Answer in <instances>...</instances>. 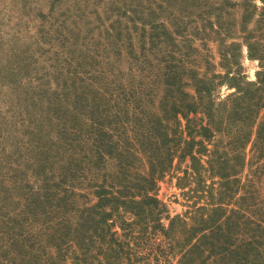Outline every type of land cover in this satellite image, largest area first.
Here are the masks:
<instances>
[{
	"label": "trees",
	"instance_id": "obj_1",
	"mask_svg": "<svg viewBox=\"0 0 264 264\" xmlns=\"http://www.w3.org/2000/svg\"><path fill=\"white\" fill-rule=\"evenodd\" d=\"M260 15L258 21L264 22V6ZM160 25L150 24L152 30ZM218 26L223 27L221 22ZM242 36L249 55L260 53L264 67L258 40L243 27ZM231 46L238 49L240 44ZM127 48L130 79H119L121 69H96V88L71 76L55 85L54 93L45 88L33 98L39 108L45 103L48 120L27 141L35 153L23 164L9 162L7 181L0 185V264H264V198L253 186L257 170L264 168V122H255L264 69L244 84L230 69L214 74L218 81L198 79L190 94L183 89L188 82L182 83V75L194 67L180 56L182 64L166 58L160 71L155 58L143 60L133 54L131 44ZM237 53H230L231 64L237 63ZM225 80L236 89L215 103L213 90ZM199 111L206 120L196 127L189 114ZM180 116L186 120V138ZM220 131L232 132L229 150L220 152L215 141L212 148L205 143ZM196 134L201 138L196 140ZM249 143L259 162L240 180L239 171L250 166L245 153ZM205 152L206 169L218 177L209 185L211 200L195 206L189 216L168 217L164 224L160 214L165 209L154 193L157 178L177 155H189L192 171L200 175L205 166L199 155ZM144 156L146 172L140 170ZM106 157L115 160V169L102 173ZM95 167L102 180L94 182L96 202L90 203L77 192L76 181L84 169ZM30 177L35 179L31 183ZM76 196L85 199L77 203ZM12 204L22 206L7 212ZM121 210L132 218L121 219Z\"/></svg>",
	"mask_w": 264,
	"mask_h": 264
},
{
	"label": "rangeland",
	"instance_id": "obj_2",
	"mask_svg": "<svg viewBox=\"0 0 264 264\" xmlns=\"http://www.w3.org/2000/svg\"><path fill=\"white\" fill-rule=\"evenodd\" d=\"M263 6V0H0V185L7 181L9 162L23 164L36 151L27 141L33 138L34 128L42 127L48 119L45 103L39 108L33 101L35 95L40 90L43 93L45 88L54 93V88L71 81V76L83 77L84 84L91 83L96 88V69H121L124 72L119 79H130L127 70L132 59L126 55L129 44L133 54L143 56V60L155 58L152 62L158 66L157 70L164 71L166 58L182 64L178 56L184 59L185 65L193 66L190 74L186 70L182 75V83L191 82L183 86L190 94L194 93V84H200L198 79L208 82V77H212L218 81L220 78L213 75L224 74L228 69L241 76L243 84L255 81L257 72L264 67L258 58L260 53L249 55L242 27L253 34L258 40L257 47L264 53V22L258 21ZM152 22H161V25L152 30ZM220 22L223 27L218 26ZM118 32L119 37L115 35ZM232 42L239 43V48L231 46ZM234 50L238 51L237 63L231 64L230 53ZM129 73L135 78L134 71ZM157 85L161 94L164 83L160 81ZM235 89L225 80L213 90L214 102ZM260 93L263 97L255 110L257 123L264 122V89ZM257 96L258 93L255 100ZM189 117L196 121V127L206 120L202 111L190 113ZM179 119L181 135L186 138V120L182 116ZM232 132H217L205 143L212 148L215 141L220 152L229 150ZM199 138L196 134L195 139ZM19 153L20 161H17ZM245 153L250 166L246 164L239 171L240 180L259 162L251 143ZM208 155L209 152L199 155L205 166L200 175L192 171L189 155L182 158L177 155L170 168L157 178L154 193L165 209L160 214L164 224L168 223V217L189 216L195 206L211 200L209 185L217 182L218 177H212L206 169ZM144 160L145 164L141 161L138 164L146 172L149 169L146 156ZM114 162L106 157L101 163V172L114 171ZM29 180L31 183L35 179ZM96 180L101 181L102 175L96 176L95 167L84 169V175L76 181L77 192L89 197L90 203L96 202L93 192ZM90 181L93 183L89 184ZM253 182L264 198V168L257 170ZM84 199L76 196L77 203ZM9 206L7 212L22 204ZM120 215L121 219L133 216L123 210Z\"/></svg>",
	"mask_w": 264,
	"mask_h": 264
}]
</instances>
